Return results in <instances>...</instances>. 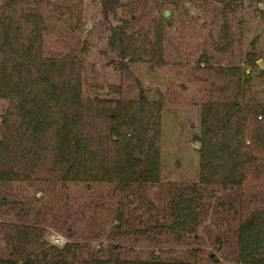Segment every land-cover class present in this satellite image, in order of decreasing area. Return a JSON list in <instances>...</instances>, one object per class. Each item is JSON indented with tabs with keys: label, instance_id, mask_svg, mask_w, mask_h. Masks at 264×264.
<instances>
[{
	"label": "trees",
	"instance_id": "16d2710c",
	"mask_svg": "<svg viewBox=\"0 0 264 264\" xmlns=\"http://www.w3.org/2000/svg\"><path fill=\"white\" fill-rule=\"evenodd\" d=\"M192 1L100 0L119 80L99 98L85 88L82 0H0V264H264V103L247 98L248 74L205 52L193 62L197 177L173 183L164 102L128 69L169 63L168 19L140 35L138 5Z\"/></svg>",
	"mask_w": 264,
	"mask_h": 264
},
{
	"label": "rangeland",
	"instance_id": "374dc122",
	"mask_svg": "<svg viewBox=\"0 0 264 264\" xmlns=\"http://www.w3.org/2000/svg\"><path fill=\"white\" fill-rule=\"evenodd\" d=\"M82 1L83 31L76 36L86 49L85 88L90 95L111 98L108 87L118 85L119 75L109 63L114 56L106 46V29L115 22L102 16L100 0ZM126 4L122 2L119 13L126 15ZM133 13L139 17L140 35L145 32L150 35L155 20L168 19L164 21L167 40L164 52L169 59L166 67L149 71L145 65L137 64L128 69L143 90L164 102L161 108L164 182L192 183L197 177L198 144L192 137L197 131L199 95L190 77L191 67L202 52L211 55L221 66L231 62L249 76L247 98L254 97L264 103V76L258 73L264 70V2L241 0L237 4H218L201 0L175 6L143 2ZM223 30L231 41L224 53L219 50L225 44L221 39ZM246 54L255 57L253 65L247 62ZM5 106L0 101V116ZM51 236L64 241L52 232H47L45 238L51 242Z\"/></svg>",
	"mask_w": 264,
	"mask_h": 264
},
{
	"label": "built area",
	"instance_id": "2783aa9c",
	"mask_svg": "<svg viewBox=\"0 0 264 264\" xmlns=\"http://www.w3.org/2000/svg\"><path fill=\"white\" fill-rule=\"evenodd\" d=\"M257 119L259 120L260 116L257 117ZM50 238H51V243L55 246H62L64 244V241L59 237L54 238L51 236Z\"/></svg>",
	"mask_w": 264,
	"mask_h": 264
},
{
	"label": "water",
	"instance_id": "95a60500",
	"mask_svg": "<svg viewBox=\"0 0 264 264\" xmlns=\"http://www.w3.org/2000/svg\"><path fill=\"white\" fill-rule=\"evenodd\" d=\"M167 14V12H165V15Z\"/></svg>",
	"mask_w": 264,
	"mask_h": 264
}]
</instances>
